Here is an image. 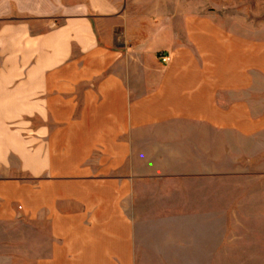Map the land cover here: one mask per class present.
Here are the masks:
<instances>
[{"label": "crops", "instance_id": "crops-1", "mask_svg": "<svg viewBox=\"0 0 264 264\" xmlns=\"http://www.w3.org/2000/svg\"><path fill=\"white\" fill-rule=\"evenodd\" d=\"M263 160L246 26L201 0H0V264L186 261L215 228L175 217L236 213Z\"/></svg>", "mask_w": 264, "mask_h": 264}, {"label": "rangeland", "instance_id": "rangeland-1", "mask_svg": "<svg viewBox=\"0 0 264 264\" xmlns=\"http://www.w3.org/2000/svg\"><path fill=\"white\" fill-rule=\"evenodd\" d=\"M201 4L222 20L227 30H243L246 26L248 34H258L264 42V0H201ZM249 170L263 172V176L250 177L247 184H240L241 189L239 184H233L236 213L175 217L177 222L182 218L184 222H199L215 228L200 254L175 253L171 258L186 261L140 264H264V160Z\"/></svg>", "mask_w": 264, "mask_h": 264}, {"label": "built area", "instance_id": "built-area-1", "mask_svg": "<svg viewBox=\"0 0 264 264\" xmlns=\"http://www.w3.org/2000/svg\"><path fill=\"white\" fill-rule=\"evenodd\" d=\"M168 60H169L168 56H166V55L162 56V61L163 62H167Z\"/></svg>", "mask_w": 264, "mask_h": 264}]
</instances>
